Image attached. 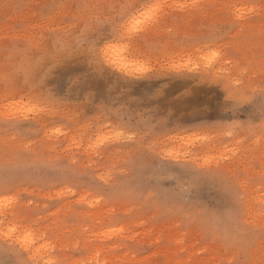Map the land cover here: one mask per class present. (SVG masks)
Wrapping results in <instances>:
<instances>
[{
  "label": "rangeland",
  "instance_id": "rangeland-1",
  "mask_svg": "<svg viewBox=\"0 0 264 264\" xmlns=\"http://www.w3.org/2000/svg\"><path fill=\"white\" fill-rule=\"evenodd\" d=\"M0 103V264H264V0H0Z\"/></svg>",
  "mask_w": 264,
  "mask_h": 264
},
{
  "label": "bare ground",
  "instance_id": "bare-ground-1",
  "mask_svg": "<svg viewBox=\"0 0 264 264\" xmlns=\"http://www.w3.org/2000/svg\"><path fill=\"white\" fill-rule=\"evenodd\" d=\"M14 98H15V97H14ZM10 102H11V101H10ZM23 103H24V102H23ZM23 103H22L21 101H19V102L17 101V102H15V103H13V104L10 103L11 106H13V105L15 106L14 108H11V106L9 105V103H8V106H10V109H11V110H12V109L15 110V108L17 107V108H18L17 110L20 109V110L22 111V108L25 109V107H26ZM30 103H32V102H30ZM0 104H1V103H0ZM25 104H26V103H25ZM1 105H2V104H1ZM26 105H28V104H26ZM31 106H32V104H31ZM0 107H1V106H0ZM5 108H7V106H6ZM5 108H4V110H5ZM8 108H9V107H8ZM30 108H31V107H30ZM1 109H2V108H1ZM31 109H33L32 111H34V108H31ZM11 110H10V111H11ZM13 110H12V111H13ZM17 110H15L16 115L20 113V112L17 113V112H18ZM35 110H36V109H35ZM41 110H42V109H41ZM1 111H2V110H1ZM5 111H6V110H5ZM10 111L8 112L9 116L12 115V112L10 113ZM25 111H27V108L25 109ZM37 112H38V111H37ZM0 113H1V112H0ZM25 113H26V114L23 113V115L28 116L27 114H29V111H28V113H27V112H25ZM34 113H36V112H34ZM4 114H5V113H4ZM14 114H15V113H14ZM30 114H32V113L30 112ZM2 115H3V114H2ZM6 115H7V113H6ZM29 117H30V116H29ZM33 117H34V116H33ZM8 118H9V117H8ZM58 131H59V130H58ZM56 132H57V131H56ZM98 137H99V136H98ZM102 137H103V136H102ZM116 137H117V136H116ZM97 139L99 140L100 138H97ZM97 139H95L96 143H97ZM103 139H104V138H103ZM106 139H108V138H106ZM110 139H111V138H110ZM116 139H117V138H116ZM190 139H191V138H190ZM190 139L188 138L189 142H190ZM101 140H102V138H101ZM188 140H187V141H188ZM104 141H105V139L103 140V142H104ZM107 141H108V140H107ZM184 142H186V141H184ZM186 143L189 144L188 142H186ZM186 143H185V144H186ZM194 143H195V142H194ZM202 144H203V143H202ZM96 145H97V144H96ZM183 145H184V144H183ZM97 146H98V145H97ZM172 151H173V150H172ZM174 152H175V151H174ZM203 159H204V158H203ZM209 159H210V158H209ZM205 162H207V160H205ZM57 194H58V193H57ZM66 194H67V193H66ZM13 196H14V195H13ZM5 197H6V196H5ZM1 199H3V198H1ZM91 199H92V198H91ZM9 201H10V200H9ZM11 201H12V200H11ZM88 201H89V200H88ZM8 203H10V202H8ZM6 204H7V203H5V205H6ZM91 205H93V204H91ZM5 207H6V206H5ZM3 208H4V207H3ZM1 210H2V209H1ZM0 214H1V212H0ZM2 215H3V214H2ZM4 217H5V216H4ZM14 225H17V224H14ZM18 225H19V224H18ZM0 226H1V225H0ZM8 228H9V227L7 226L6 231H7ZM16 228H17V227H16ZM0 230H1V228H0ZM103 230H104V229H103ZM2 231H4V230H2ZM11 231L13 232L14 230L11 228ZM11 231L8 230L9 233H10ZM26 232H27V231H26ZM28 233H29V232H28ZM120 233H121V232H120ZM123 233H124V232H123ZM2 234H4V232H3ZM13 234H14V233H13ZM19 234H20V232H19ZM31 234H32V233H31ZM31 234H29V236L27 235V236H28V239H30V235H31ZM103 234H104V233H103ZM5 235H6V234H5ZM10 235H11V234H10ZM10 235H9V236H10ZM12 236H13V235H12ZM14 236H15V235H14ZM31 236H32V235H31ZM10 237H11V236H10ZM22 237H25V235H24V236L22 235ZM33 238H34V237H33ZM12 239H13V238H12ZM22 239L26 240L25 238H22ZM13 240H14V239H13ZM31 240H32V238H31ZM36 240H37V239H36ZM17 241H18V240H17ZM32 241H33V240H32ZM20 242H21V241H20ZM27 242H28V241H27ZM15 243H17V242H15ZM29 243H30V240H29V242H28V245H30ZM25 244H27V243L25 242ZM35 246H36V245H35ZM27 247H28V246H27ZM33 247H34V246H33ZM40 248H41V247H40ZM42 248H43V247H42ZM45 249H46V247H45ZM35 250H39V249H35ZM35 250H34V251H35ZM49 251H50V250H49ZM34 254H35V253H34ZM38 254H39V253H38ZM36 256H37V255H36ZM44 256H45V255H44ZM32 257H33V256H32ZM47 260H48V259H47ZM53 262H54V261H53ZM46 264H47V261H46ZM52 264H53V263H52Z\"/></svg>",
  "mask_w": 264,
  "mask_h": 264
}]
</instances>
